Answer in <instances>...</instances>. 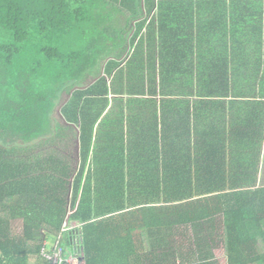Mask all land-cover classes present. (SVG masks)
<instances>
[{
	"label": "trees",
	"instance_id": "obj_1",
	"mask_svg": "<svg viewBox=\"0 0 264 264\" xmlns=\"http://www.w3.org/2000/svg\"><path fill=\"white\" fill-rule=\"evenodd\" d=\"M244 5L0 0V264H47L50 238L83 264H264L257 160L212 117Z\"/></svg>",
	"mask_w": 264,
	"mask_h": 264
},
{
	"label": "crops",
	"instance_id": "obj_2",
	"mask_svg": "<svg viewBox=\"0 0 264 264\" xmlns=\"http://www.w3.org/2000/svg\"><path fill=\"white\" fill-rule=\"evenodd\" d=\"M243 1L245 2L243 10L233 11V13L244 17L243 21H240L244 38L236 40L237 50L230 53L231 56L228 59L230 86L211 88V93L214 94V97H211V101L214 102L212 117L214 121L220 123L222 135L219 136V141L226 143V158L231 161L242 157L257 160V185L264 186V87L260 84L254 85L256 79L264 78V39L263 36L259 37L251 30L254 29L253 26H258L259 32L264 33V0ZM206 13L212 14L203 25L211 26L216 12ZM231 13V11L226 13L227 22H231ZM176 19L182 23L179 18H175L174 21ZM199 20L200 18H192L188 25H191V28L198 27L202 25ZM213 55L211 54L208 58L205 56L206 61L210 64L213 75L220 77L224 60ZM215 94L226 95L217 97ZM235 119L247 121L249 126L246 132L239 134L240 139L234 135L229 136L224 131L225 128L228 130L226 124H234ZM243 138L248 140V144L244 145ZM73 226L75 225H71ZM55 240L54 238L46 239L47 247L53 249Z\"/></svg>",
	"mask_w": 264,
	"mask_h": 264
},
{
	"label": "built area",
	"instance_id": "obj_3",
	"mask_svg": "<svg viewBox=\"0 0 264 264\" xmlns=\"http://www.w3.org/2000/svg\"><path fill=\"white\" fill-rule=\"evenodd\" d=\"M40 255L47 264H83L79 256L73 254L65 255L63 248L58 243L55 244L50 253H47L46 244L44 243L40 249Z\"/></svg>",
	"mask_w": 264,
	"mask_h": 264
},
{
	"label": "water",
	"instance_id": "obj_4",
	"mask_svg": "<svg viewBox=\"0 0 264 264\" xmlns=\"http://www.w3.org/2000/svg\"><path fill=\"white\" fill-rule=\"evenodd\" d=\"M93 82H95V80H92L87 86L91 85ZM87 86H85V87H81V88H74V89L71 91V93H72L74 90H76V89H84V88H86ZM69 98H70V94H69L68 96H66V98L64 99V101H63L62 104L58 107V109H57V111H56L57 117H58V118L61 120V122H62L63 124H65V125H68V124L65 122L63 116H62L61 113H60V110H61V108L67 103V101L69 100ZM75 152H76V160H77V162H78V159H79V156H78V152H79V142H78V140L76 141V149H75ZM76 169H77V166H76ZM71 183H72V179L70 180L69 190H71ZM69 197H70V194H69ZM69 197H68V199H69Z\"/></svg>",
	"mask_w": 264,
	"mask_h": 264
},
{
	"label": "rangeland",
	"instance_id": "obj_5",
	"mask_svg": "<svg viewBox=\"0 0 264 264\" xmlns=\"http://www.w3.org/2000/svg\"><path fill=\"white\" fill-rule=\"evenodd\" d=\"M75 252H77V249H74ZM217 258L220 260L221 263H223V257L221 252L217 251L216 252Z\"/></svg>",
	"mask_w": 264,
	"mask_h": 264
}]
</instances>
